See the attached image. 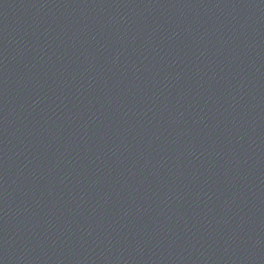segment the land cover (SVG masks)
<instances>
[{"label":"water","instance_id":"1","mask_svg":"<svg viewBox=\"0 0 264 264\" xmlns=\"http://www.w3.org/2000/svg\"><path fill=\"white\" fill-rule=\"evenodd\" d=\"M264 129V0H0V264H96Z\"/></svg>","mask_w":264,"mask_h":264}]
</instances>
